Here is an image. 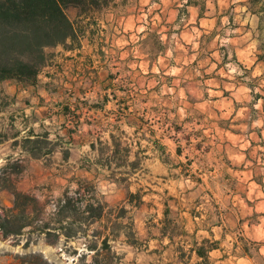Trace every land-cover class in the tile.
Wrapping results in <instances>:
<instances>
[{
	"label": "rangeland",
	"instance_id": "rangeland-1",
	"mask_svg": "<svg viewBox=\"0 0 264 264\" xmlns=\"http://www.w3.org/2000/svg\"><path fill=\"white\" fill-rule=\"evenodd\" d=\"M71 7L76 35L45 48L39 82H0V214L14 186L36 198L37 224L78 181L94 184L107 209L93 224L75 216V236L55 242L33 226L0 230V264L89 263L86 245L105 238L114 264H264V216L252 208L264 110L210 103L192 50L171 54L155 28L115 30ZM258 77L247 81L263 101Z\"/></svg>",
	"mask_w": 264,
	"mask_h": 264
},
{
	"label": "crops",
	"instance_id": "crops-1",
	"mask_svg": "<svg viewBox=\"0 0 264 264\" xmlns=\"http://www.w3.org/2000/svg\"><path fill=\"white\" fill-rule=\"evenodd\" d=\"M250 1L204 0L201 8L188 5L187 0H115L98 13L102 23L107 21L115 30L155 28L160 41L173 55L178 46L192 50L191 61L195 64L191 67L198 71V81L213 92L206 98L210 103L226 106L228 101L233 105L249 102L252 110L259 113V107L264 110V100L260 101L261 96L254 97L258 93L247 76L264 80V12L256 11L261 4L252 5ZM70 12L77 15L78 8L71 7ZM203 56L208 59L204 64ZM182 67L175 64L176 69ZM52 78L51 74L47 76ZM261 87L264 92V85ZM257 121L262 127L258 136L264 139V116ZM262 168L261 194L255 197L252 208L264 216V210L258 207L264 201Z\"/></svg>",
	"mask_w": 264,
	"mask_h": 264
},
{
	"label": "trees",
	"instance_id": "trees-1",
	"mask_svg": "<svg viewBox=\"0 0 264 264\" xmlns=\"http://www.w3.org/2000/svg\"><path fill=\"white\" fill-rule=\"evenodd\" d=\"M115 0H0V82L15 79L28 84H36L41 67L47 61L45 48L63 44L67 39L74 38L76 28L66 13L70 6L78 7L82 14L101 12L114 3ZM252 5L261 4L256 10L264 12V0H251ZM187 4L200 5L203 1L187 0ZM257 95H254L257 98ZM39 137V136H36ZM177 154L181 155L180 146ZM7 168V166H6ZM16 173L22 172V167L14 168ZM13 206L4 209L0 214V230L7 237L20 235L27 227H32L45 234L50 242H55L60 235L67 239L76 234L72 225L75 216L83 214L85 222L93 224L104 216L107 205L96 194L94 184L78 181V187L71 190L67 187L64 193L55 201L54 211L48 217L32 219L37 208V200L14 186ZM88 191L89 197L82 191ZM74 193L76 197L72 195ZM91 194V195H90ZM86 245L95 250L96 254L89 263L84 264H114L116 256L110 255L107 239H103L98 248V241ZM99 250H107L101 255ZM87 253H84L86 257ZM201 256V253L197 251Z\"/></svg>",
	"mask_w": 264,
	"mask_h": 264
}]
</instances>
